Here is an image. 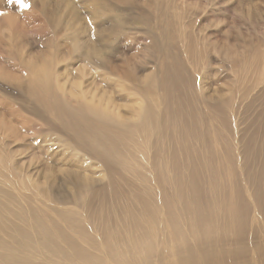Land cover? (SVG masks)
Returning a JSON list of instances; mask_svg holds the SVG:
<instances>
[{
    "label": "bare ground",
    "instance_id": "1",
    "mask_svg": "<svg viewBox=\"0 0 264 264\" xmlns=\"http://www.w3.org/2000/svg\"><path fill=\"white\" fill-rule=\"evenodd\" d=\"M23 1L24 10L38 6ZM49 1L39 5L47 25L38 32L47 33V26L64 29L61 40L73 43L69 56L59 61L78 54L84 67L96 65L127 81V98L129 90L137 106L122 111L112 83L108 91L83 80L59 84L51 60H27L21 48L16 50L15 68L36 104L25 108L35 117L46 113L75 151L62 152L59 163L65 167H43L37 181L1 179L2 188L25 189L41 203L32 205V222L22 202L17 209L0 203V264H264V135L260 123L240 130L230 119V111L235 117L239 107L236 95L244 78L239 54H233L230 95L220 85L202 88L194 61L205 52L196 41L181 43L179 35L171 34L164 26L168 7L165 13L156 4L150 12L154 24H146L145 50L155 68L140 75L131 58L116 64L103 49L112 36H126L124 14L111 24L112 3L91 0L88 20L102 27L101 35L91 38L80 34L72 14L73 19L66 18L76 6L65 7L62 1L53 9ZM3 5L0 0V21L11 23ZM52 43L59 45V40ZM0 74L11 81L16 75L2 64ZM0 104L22 128L37 124L19 105ZM0 127L17 134L5 116ZM0 162V174L10 172L11 156ZM62 186L70 193L53 196L51 190Z\"/></svg>",
    "mask_w": 264,
    "mask_h": 264
},
{
    "label": "rangeland",
    "instance_id": "2",
    "mask_svg": "<svg viewBox=\"0 0 264 264\" xmlns=\"http://www.w3.org/2000/svg\"><path fill=\"white\" fill-rule=\"evenodd\" d=\"M34 1L38 5L37 8L31 6L30 9L24 10L21 6L26 1L21 4L17 0H3V10L12 15L10 17L13 21L11 23L0 21V65H4L7 70L16 74L13 81L5 79L0 74V103L5 100L7 104L10 103L9 106L19 105L24 116L35 119L37 122L35 126L22 128L18 121H11L13 117L3 114L5 107L0 104V117L5 116L6 123L12 127L13 131L17 132L16 135H11L12 132L7 133L6 130H3L4 128L0 127V158L4 155L11 156L10 172L0 174V203L7 202L17 209L19 203L22 202L30 222L34 219L31 211L32 205L40 204V197L36 196L33 199L27 190L17 187H10L6 190L2 188L1 179L25 177L27 180L37 181L38 178L35 176L43 167L53 168L51 170L64 168L65 166L59 163L61 153L71 154L75 150L71 149L73 142L63 132L64 130L52 127L54 122L46 113L35 117L25 108H36V104L26 94V78L20 75V71L15 68L17 61H15L16 56L14 55L16 52L21 48L19 51L25 54L27 60L31 61L34 59L41 61L43 58L51 60L55 66V73L60 75L59 84L64 83L70 86L75 81L83 80L85 85L90 88L95 87L97 90L108 91L107 85L112 83L111 91L117 93L115 102L121 106L122 111L127 109V105L137 106L136 103H133L135 98L130 95L129 90V98H127L124 88L127 81L119 80L109 71L95 67L96 65L87 63L88 67H84L86 63L78 58V54H73L70 57L71 60L59 61L60 58L69 56L73 43L61 40L60 36L64 29L60 31L53 26L51 28L47 26V33L40 34L38 32L42 26L47 25V22L39 9V5L44 0ZM62 1L65 7L73 5L78 9H70L71 13H66V18L73 19L72 16L75 18L73 19L75 27L81 31L80 34H84L86 37L91 36V38L101 35L99 31L102 27L92 25L88 20L91 16L89 6L91 0H50V7L55 9L54 6ZM100 1L112 3L113 21L111 24L119 18L121 19L123 14L126 17L123 21L125 24L123 31L126 36H112L106 47L103 48L104 51L112 55V60L116 64H120L123 57L131 58L130 64L138 65L136 67L140 70V75L155 68L153 67L155 59L148 56L145 50L148 46L146 24L150 21V25L154 24L155 18L150 16V12L156 4L160 5L162 12H165V8L168 7L164 26L169 28L171 34L179 35L181 43L196 41L197 47H202L205 52L204 55L195 56L194 61L196 65L198 64V70L195 73L202 78V88H217V85H220L230 95L234 81L231 71L234 64L233 54L237 52L239 54L237 61L244 78L241 90L238 92L239 95H236L239 107L236 109L237 111L234 110L235 117H232L230 111V119L235 120L240 130L241 126L251 128L260 123V134L264 135V0H162V6L160 0L156 2L155 0ZM50 7V12L56 14L57 11L55 10V12ZM65 7L64 9H66ZM15 20L24 26L22 30L24 38L20 37L19 29L21 27L18 28ZM106 26L108 27L109 24ZM83 31L84 33H82ZM108 33L105 32L106 35ZM54 38L59 40V43H56L59 45H53ZM38 55L42 56L37 57ZM183 59H185V55H183ZM184 62L189 64L187 61ZM83 68L87 69L85 72L88 75L81 74L80 70ZM190 68L192 67L189 66L188 73L191 74L193 71ZM130 86L128 83V88ZM75 91H78V88ZM242 132L240 131L239 134L243 138L246 131ZM44 134L49 135L50 139L44 137ZM239 134L235 133V140ZM90 160H94V158L90 157ZM95 166L102 170V166L99 164H95ZM61 192L68 195L70 188L62 186L54 187L51 190L53 196H58ZM20 194H22V199L18 201ZM54 206L48 208L51 209Z\"/></svg>",
    "mask_w": 264,
    "mask_h": 264
},
{
    "label": "snow or ice",
    "instance_id": "3",
    "mask_svg": "<svg viewBox=\"0 0 264 264\" xmlns=\"http://www.w3.org/2000/svg\"><path fill=\"white\" fill-rule=\"evenodd\" d=\"M17 2L23 4V0H17ZM26 6V5H25Z\"/></svg>",
    "mask_w": 264,
    "mask_h": 264
}]
</instances>
